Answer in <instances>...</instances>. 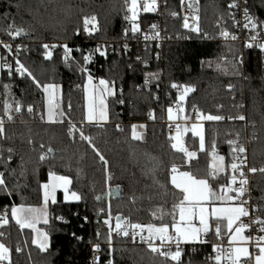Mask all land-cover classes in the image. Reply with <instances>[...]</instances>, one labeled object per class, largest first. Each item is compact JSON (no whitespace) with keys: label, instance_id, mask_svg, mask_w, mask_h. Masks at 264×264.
I'll use <instances>...</instances> for the list:
<instances>
[{"label":"trees","instance_id":"obj_1","mask_svg":"<svg viewBox=\"0 0 264 264\" xmlns=\"http://www.w3.org/2000/svg\"><path fill=\"white\" fill-rule=\"evenodd\" d=\"M159 1L157 12H142L139 21L141 29L154 22L163 27L161 57L151 59L145 53L138 61L139 54L132 49L106 56L94 51L99 43L120 42L125 29H129L127 36L132 35L131 24L125 20L129 13L124 0H0L1 40L13 38L8 34L11 26L24 30L15 37L23 44L20 61L41 84L59 85L60 106L65 113L60 118L64 123L48 122L43 89L30 77L14 71L9 76V70L0 69V97L14 106L21 105L19 114L5 123V133L0 135V172L5 173L7 184L6 189H0V212L12 203L39 206L41 185L48 180L50 170L70 176L71 189L82 197L80 201H65L60 194L56 204H49V224H41L50 236L51 247L46 253L31 243V229L20 230L14 221L2 227L4 237L0 239L13 249L14 264H88L90 243L97 238V230L102 243L100 264H108L109 260L114 264H174L121 236H113L115 251L110 252L107 226L103 224L109 205L112 216L122 215L133 223L163 222L171 226L173 205L182 199L170 183L171 166L208 176L213 143L217 153L225 157V164L230 165L232 146L228 141L247 139L250 166L264 167V51L243 50L240 44L213 41L203 33L184 29L180 0ZM229 1L199 0L204 32L213 31L215 23L228 16ZM247 4L252 15L264 21V0H247ZM172 11L179 17H172ZM92 15L97 17L98 31L89 35L83 31V19ZM50 43L57 47L50 49L52 59L46 60L43 45ZM64 44L73 49L70 62L63 59ZM85 55H91L87 64ZM144 59L149 63L145 64ZM82 67L88 71L82 72ZM148 73L159 74V79L153 78L146 86ZM89 74L94 81L105 79L114 88L115 95L107 99L106 122L86 121L84 84ZM176 81L195 88L185 100L186 115L198 107L206 115L236 117L243 112L246 117V124L236 119L206 121L205 151L199 150V139L187 132L186 144L197 149V157L190 163L183 153L171 148L165 124L167 109L176 100L170 85ZM29 105L33 107L31 113ZM0 112L4 114V104ZM38 113L43 119L36 116ZM69 120L92 137L109 162L107 172L91 145L81 140L78 132L69 134ZM134 124L142 133L141 140L132 137ZM9 148L13 150L10 162ZM49 148L53 149L51 153ZM41 154L46 155L44 161L39 159ZM108 173L111 180L107 179ZM229 173L230 167L217 179H210L212 187L227 182ZM109 187L120 188V193L109 197ZM252 194L260 209L257 213L264 218V174H252ZM98 195L100 201L96 200ZM100 208L105 212L98 215ZM176 215L178 218V211ZM60 216L64 219H57ZM214 234L212 230L207 235L210 240L206 243H187L183 264H215L210 259L212 242L218 240ZM16 246L23 251L16 253Z\"/></svg>","mask_w":264,"mask_h":264},{"label":"snow or ice","instance_id":"obj_2","mask_svg":"<svg viewBox=\"0 0 264 264\" xmlns=\"http://www.w3.org/2000/svg\"><path fill=\"white\" fill-rule=\"evenodd\" d=\"M127 13L129 15L125 16L131 24V33L135 35L141 31L139 24V19L141 12L144 13H154L157 12L159 8L158 0H124ZM181 6L185 5V0H180ZM199 0H187V8L192 10L191 16L184 15L182 27L184 29H190L193 32L200 33V16H199ZM246 3V0H245ZM237 4L235 0L229 5V8H236ZM170 15L174 18L179 17V13L172 11ZM233 19H235L233 14ZM244 19L245 23L243 27L249 29L250 31H256L258 29V24L252 16L249 15L248 9L244 8ZM239 23V22H237ZM157 25H151V29H157ZM22 28H15L11 26V30L8 32L13 38L20 36L23 33ZM79 31V30H78ZM83 31L91 35L93 32L98 31V20L95 15L85 16L83 19ZM125 36H127L129 29H125ZM220 35L224 38H231L236 40L237 37L230 35L227 30L221 31ZM260 35L257 31L256 35L250 37L249 43L246 44V47L252 48L253 44L258 47L261 51H264V43L259 42L258 36ZM160 38L159 31H153L152 35L144 34V41L157 40ZM0 44H3V47L6 48L9 52H12V46L10 44H4L3 41H0ZM159 47V45H157ZM57 45H48L44 44L43 48L45 49L44 58L46 60L52 59L51 48H55ZM64 49L63 59L65 62L73 59L72 52L73 49L70 48L67 44L62 45ZM124 48L127 49V44L124 45ZM18 51V50H17ZM94 51L99 52L100 55H106V52L102 51L97 47ZM157 58L159 54L157 53ZM85 64H87L91 55H85L83 57ZM138 61L141 60L140 56L136 58ZM242 62V61H241ZM16 68L15 71L20 76L30 77L33 83L38 87L42 88L43 92L47 95V119L50 123H64L63 119L57 120V116L64 117L65 113L62 111L60 103L57 100V91L59 85L55 83H44L41 84L39 80L33 75V73L27 68L19 59H16ZM147 62L145 61V64ZM3 67L7 68L8 75L11 76L12 65L5 64ZM82 72H87L86 67L81 68ZM159 79V74L157 73H148L145 77V85H150L151 80ZM88 82L85 85V89L89 90L87 92V115L86 120L89 123H100L106 122L109 118L108 105L106 102L107 96H114L115 91L113 88L109 87V81L105 79H100L99 84L96 85L93 83V77L91 74L88 75ZM7 89L8 85H4ZM173 88L180 89L182 91L178 96L176 103V113L174 114L173 108L169 107L167 109L169 121H174L179 119V113L184 112V108L181 107L185 101L187 95L195 91V88L189 85L180 86L175 83L171 85ZM231 87V86H229ZM158 99V97H157ZM123 103V101H119ZM69 109L71 104L68 105ZM20 112L21 105L19 103L15 106L9 101L4 102V113L7 115L9 121L13 120L12 111ZM33 107L28 106V112H32ZM196 111V121L193 123L189 129L185 126L183 129L179 123L176 124L175 135L170 137L174 142L171 144V148L176 150V152L183 153L187 158V161L190 163L193 159L197 157V152L190 151L184 144V135L186 132L191 131L193 136L199 138V150L205 151V132H204V121H222L225 117L220 115L204 114L203 112ZM43 119V117H41ZM154 119V116L152 117ZM190 118L185 116L184 120L188 121ZM228 119H236L244 121L246 117L244 115H239L236 117H228ZM69 124V134L74 135L78 132L79 137L83 141H87L91 145L95 155L99 158L102 164L105 167L107 172L108 160L100 152V150L93 143L92 137L85 135L83 128H77L75 124H72L71 121H68ZM119 127V126H117ZM139 127L143 128L144 125ZM171 128V125H169ZM137 125H132V137L135 140H141L142 137L136 131ZM5 133V121L3 117H0V135ZM239 136V133H237ZM229 145L232 146V161L230 165L225 164V157L221 156L216 151L215 143L211 146V162L209 164V173L206 177H200L197 174L191 171H181L175 164L171 166V177L170 183L174 186L175 189L179 190L182 194V199L178 203L173 205L174 213L172 216L171 226L167 223L161 222L159 225L154 223L141 224L133 223L127 217L122 215H117L115 219V224L113 226V217L111 213V206L109 205V210L106 214V218L103 220V224L107 226V239L106 243L109 247L110 252H114L113 247V236H121L123 238H131L133 243L136 242L137 237L139 240L147 245V248L151 253L163 257L166 262H174V264H183L182 255L183 249L181 244H187L191 242L206 243L205 240L201 239V234L208 235L212 231V223H214V232L218 239H221L222 236L226 233L229 236V246L227 248L223 247L222 243L213 244V252L215 255L210 259L214 260L215 264H264V235H258L255 237L254 246L258 250L256 252H251L249 247L243 246L253 241V237L244 235L245 230L251 227V224L245 223L241 218L249 217L250 211L249 207H246L248 201L242 199L245 194L248 192L249 179L245 172L251 174H256L257 172L264 174V167L256 168L249 167L247 163V148L240 144L238 140H229ZM43 148V145H41ZM9 156L8 162L11 161L12 149H7ZM53 149L49 148L48 152L51 153ZM39 159L44 161L46 159L45 154H41ZM230 167L231 176L228 179L226 185H221L220 193L218 194L212 187V184L209 182L210 179H217L220 173L227 172V169ZM14 171V170H13ZM111 174H107V179L111 180ZM73 184L72 178L68 175H58L55 171H49L48 181L41 185L43 190L42 193V203L39 206L25 204V203H12L11 206H5L2 213H0V228L9 225L10 221H14L16 225L19 226L20 230L31 229L33 236L31 243L35 245L40 252L46 253L51 247L50 236L47 231L39 227L43 224L47 226L49 224V204L57 203V190H63V196L65 201H80L82 199L81 195L77 191L71 190V185ZM7 184L5 181V173L0 172V189H6ZM119 188L117 187V192ZM8 195H12L11 192H8ZM106 195L111 197L113 191L109 187ZM101 196H96V200L100 201ZM237 201H239L237 203ZM219 202V203H218ZM255 211H260L259 207L254 209ZM178 211V218L176 212ZM105 209L100 208L99 214L104 213ZM155 216V213H153ZM59 220H63L62 216L57 217ZM161 221L163 217H160ZM87 220V217H85ZM198 221V224H197ZM99 222V221H98ZM211 222V223H210ZM253 224L259 225V231L264 232V219H261L257 216L252 220ZM174 229V231H170ZM145 232L147 233L145 235ZM75 235V234H73ZM97 239L100 238L101 233L97 230ZM4 237V232L0 231V238ZM82 239V237H78ZM157 241L159 243H157ZM27 243V241H25ZM174 248V250H173ZM93 250L99 252L101 250V244L95 243L93 245ZM23 249L20 246L15 247L16 253H21ZM30 255V254H29ZM96 262L98 264L99 257H96ZM0 264H14L13 262V249L7 245L3 239H0ZM108 264H114L112 260H109Z\"/></svg>","mask_w":264,"mask_h":264},{"label":"built area","instance_id":"obj_3","mask_svg":"<svg viewBox=\"0 0 264 264\" xmlns=\"http://www.w3.org/2000/svg\"><path fill=\"white\" fill-rule=\"evenodd\" d=\"M235 2L237 4V7L236 8H229L228 16L220 18L215 23V26H214L215 28L211 32H204L202 21H201V18H200V21H199L200 33L205 34L206 37L210 38L213 41L240 44L243 50H259V51H261L258 47L255 46V43L253 44L252 48L246 47V44L251 42L250 41V37L252 35H256L257 31H259V33H260V35L258 36L259 42L264 43V21H259L257 18H255L252 15V13L250 11V8H249V6L247 4V0H246V3H245V0H235ZM232 3H233V0H230L228 5H230ZM158 4L161 5V2L159 0H158ZM244 8H247L248 12H249V15L252 16L253 18H255V20H256V22H257V24L259 26L256 31H250L249 29H245L243 27V25L245 23ZM181 12H182L183 16L186 15V14L191 16L192 10H189L187 8V0H185V5L183 7L181 6ZM233 14H234L235 19H233ZM237 22H239V23H237ZM153 24H156L158 26L157 29L152 30L151 26H150V27H147L145 29H141V31L136 33L135 35L132 34L131 36H124L122 38V40L120 42H118V43L102 42V43H99L97 45V47H99L102 51L106 52V55H108L110 53L111 54L117 53L119 55H122V54L126 53L128 50L132 49V50H135L139 54L141 59H143V56H144L145 53H147L148 56H150L151 59H153V58L154 59H158L157 58V53L159 54V58H160L161 57V55H160L161 51L160 50L162 48V45L165 42V34H164V31H163V27H161L159 22H154L151 25H153ZM223 30H227L230 33V35L236 36L237 39L236 40H232L230 37L229 38L222 37L220 35V33ZM153 31H159L160 32V38L157 39V40L148 41L146 43L144 41V39H143L144 34L152 35ZM1 41H3L4 44H10L12 46V52H9L6 48L3 47V44H0L2 46L1 60H0V69L8 70L7 68L3 67V65L10 64V65H12V71L16 72L15 71V68H16L15 61H16V59L20 60V52H21V49L23 47V44H22V42L17 41L15 38H11L9 40H1ZM125 44H127V49L124 48ZM48 45L51 46V45H54V44L50 43ZM157 45H159V47ZM95 53L100 55L99 52L95 51ZM106 55H104V56H106ZM145 61L147 62L146 64L149 63V60L144 59V62ZM68 62H70V61H68ZM242 62H243V60H242ZM173 83H175L177 85H180V86H184V85L192 86V85L187 84L185 82H179V81H176V82H173ZM171 85H170V87H171ZM171 88L176 93V100L169 107L173 108V111H174V114H175L176 113V103H177V100H178V96L180 95V92L182 91V87L180 89L173 88V87H171ZM3 104H4V101L0 97V105H3ZM181 107L184 108V112L179 113V119L178 120L169 121L168 117L165 120V124H166V127H167V130H168L169 134H171V133L176 131V124L177 123H179L181 125V128L183 129L187 125H190V124L198 122L195 119V117H196V111L195 110L198 109L199 111H201L198 107H193V109L191 110V113L189 115H186V113H185V111H186L185 110V101L183 102ZM15 114L17 115V114H19V112L13 111L12 115L14 116ZM240 115H244L245 116V114L243 112H241ZM36 116L37 117H41V113H38ZM185 116L189 117L190 119L188 121H185L184 120ZM0 117L4 118L5 123L9 121L7 119V115L5 113L2 114L0 112ZM223 117H225V119H223L222 121H225L226 119L230 120V119H228V117H230V116H223ZM205 122L206 121L203 122L204 125H205ZM243 122L246 124V119ZM84 123L85 122L82 121L81 125H83ZM169 125H171V128L169 127ZM238 141H239L240 144H243L247 148V163H248V166L251 167L250 164H249V157H248V140L246 139L244 142H242L241 140H238ZM193 149L194 148L192 147L191 150H193ZM245 172H246V174L248 176V179H249V185H248V192L245 194L244 197H242V199L245 200V201H248V204L246 205V207H249L250 216H251L252 219L250 220L249 217H242L241 219L245 223L251 224V227L249 229L245 230V234H246V236L253 237V241L249 242L247 245H248L249 250L251 252H256L258 250H256L255 246H254L255 237L258 236V235H264V232H260L259 231V227H260L259 225H256V224L252 223V220H254L257 216H259L257 211L254 210L255 208L258 207V203L254 200V197H253V194H252V174L247 172V168H245ZM230 176H231V169H230V173H229V175L227 177V181H228V179H230ZM238 202L239 201H237V203ZM0 213H2V212H0ZM112 217H113V226H114V224H115V219L114 218L116 216H112ZM260 218L264 219L262 217H260ZM17 227H19V226L17 225ZM1 229L2 228H0V231H1ZM170 231H174V229H171ZM146 234L147 233L145 232V235ZM115 236H117V235H115ZM204 237L206 238L207 236L204 235ZM129 239H130L131 242H133L130 237H129ZM95 243H100L101 244V248H102V243L97 238L94 239L90 243V255H89L88 264H97L96 257H99L98 264H100V259H101L102 252H101V250L99 252H95L93 250V245ZM135 243L142 244V245L147 247L146 244L142 243L139 240V237H137ZM157 243H159V242L157 241ZM217 243H222L223 247H225V248H227L229 246V242L228 241H214V242H212V245L213 244H217ZM186 245L187 244H181V248L184 250L186 248ZM173 250H174V248H173ZM214 255H215V253L213 252V249H212L210 257H213Z\"/></svg>","mask_w":264,"mask_h":264},{"label":"crops","instance_id":"obj_4","mask_svg":"<svg viewBox=\"0 0 264 264\" xmlns=\"http://www.w3.org/2000/svg\"><path fill=\"white\" fill-rule=\"evenodd\" d=\"M0 41H1V38H0ZM1 45H0V60H1ZM113 88V87H112ZM114 89V88H113ZM84 92H85V88H84ZM168 117V116H167ZM61 117H59V116H57V120H59ZM85 118H86V116H85ZM45 119L48 121V119H47V115H46V112H45ZM87 121V120H86ZM88 122V121H87ZM140 125H143V124H140ZM141 128V127H140ZM176 132V131H175ZM175 132H173V133H171L170 134V136L172 137V136H174V133ZM188 132H191V131H188ZM187 134V132L185 133V135ZM185 135H184V143L186 144V140H185ZM174 141L172 140V143H173ZM186 147L190 150V151H195V152H197V149H193V150H191L192 149V147L191 146H188L187 144H186ZM58 175H60V174H58ZM48 181V180H47ZM46 181V182H47ZM46 182H44V183H46ZM228 182V181H227ZM227 182L225 181V183L224 184H222V185H226L227 184ZM214 189V188H213ZM72 190V189H71ZM215 191H217V193L219 194L220 193V190H221V186L219 187V188H216V189H214ZM73 191V190H72ZM42 193H43V190H42ZM61 194V196H62V198H63V200H64V196H63V190L62 189H58L57 190V193H56V196H57V199H58V197H59V195ZM219 203V202H218ZM211 223V222H210ZM39 227H41V228H43L41 225H39ZM214 227H215V225H214V223H212V230L214 231ZM44 229V228H43ZM45 230V229H44ZM170 230H171V227H170ZM46 231V230H45ZM210 234V233H209ZM215 235V234H214ZM244 235H246L245 233H244ZM202 237H201V239L202 240H210L209 238H205L204 237V234H202L201 235ZM207 236V235H206ZM215 237H216V235H215ZM228 241L229 242V236L225 233L223 236H222V238L221 239H218L217 241ZM191 243H199V242H191ZM243 246H247L248 247V245L246 244V245H243Z\"/></svg>","mask_w":264,"mask_h":264},{"label":"rangeland","instance_id":"obj_5","mask_svg":"<svg viewBox=\"0 0 264 264\" xmlns=\"http://www.w3.org/2000/svg\"><path fill=\"white\" fill-rule=\"evenodd\" d=\"M142 13V12H141ZM141 16V15H140ZM140 20V19H139ZM201 21H202V19H201ZM139 22V24H140V21H138ZM202 25H203V27H204V24H203V21H202ZM100 80V79H99ZM99 80H97V81H94L93 80V83L94 84H96V85H98L99 84ZM87 82H88V80H86V82H85V84H84V88H85V85L87 84ZM56 84V83H55ZM58 85V84H57ZM109 87H111L112 88V86L111 85H109ZM88 91H90V89L89 90H86L85 89V106H86V115H87V103H88V100H87V92ZM108 97L109 96H107L106 97V102H107V99H108ZM45 100H46V108H45V112H46V115H47V95L45 94ZM57 100H58V102L60 103V100H61V98H60V87H59V89H58V91H57ZM191 125L192 124H190V125H187V127L190 129L191 128ZM137 131V133L140 135V136H142V133H140L141 131H138V130H136ZM174 135H175V133H174ZM198 138V137H197ZM199 139V138H198ZM185 144V143H184ZM185 146H186V144H185ZM197 224H198V221H197ZM202 235V234H201ZM202 237V236H201Z\"/></svg>","mask_w":264,"mask_h":264},{"label":"water","instance_id":"obj_6","mask_svg":"<svg viewBox=\"0 0 264 264\" xmlns=\"http://www.w3.org/2000/svg\"><path fill=\"white\" fill-rule=\"evenodd\" d=\"M112 191H113V194H119L120 193V188H119L118 192H117V188L112 189Z\"/></svg>","mask_w":264,"mask_h":264}]
</instances>
